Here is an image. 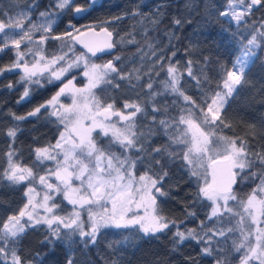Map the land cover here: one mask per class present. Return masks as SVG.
Segmentation results:
<instances>
[{
    "label": "trees",
    "instance_id": "16d2710c",
    "mask_svg": "<svg viewBox=\"0 0 264 264\" xmlns=\"http://www.w3.org/2000/svg\"><path fill=\"white\" fill-rule=\"evenodd\" d=\"M57 4L58 0H0V23L11 25L0 32V69L10 68L17 62V51L23 53L29 63L38 56L49 61L66 53L69 48L81 52L67 38H51L63 36L65 32L75 34L72 26L79 30L89 26L108 27L114 35L116 51L110 56L92 60L100 62L111 58L120 74H111L108 77L111 83L98 85L94 93L102 104L113 103L117 112L134 110L125 109V103L139 105L143 111L133 119V130L138 135L143 133L148 152L153 148L166 147L168 152L176 153L173 159L167 155L154 157L161 160L164 171L168 173L158 184L165 195L154 191L156 213L175 221L176 226L170 224L165 231L148 235L138 226H108L100 230L95 244L85 247L78 233L71 240L53 238V243H49L45 238L50 236L51 229L41 223L28 227L20 236L15 246L19 255L26 264H68L69 259L72 264H217L218 261L221 264H242L248 253L245 239L248 226L241 229L238 215L227 211L209 219L213 201L199 192L209 183L207 166L210 159H206L203 165L188 164L183 160V154L189 147L184 125L165 129L159 122L167 120L170 125L173 121L178 122L182 115L187 117L185 109L190 108L192 116L205 126L206 132L215 134L211 148L216 155L212 157L227 154L226 143L216 142L219 136L244 139L250 145L249 151L264 152V37L259 35L264 32L260 24L264 8H254L241 22H237L231 15H220L225 11L243 10V5L230 8L229 0H94V3L91 0H73L64 9L58 8ZM76 7L86 11L76 13ZM41 13L46 15L41 16ZM176 19L181 20L180 25L174 24ZM49 20L54 23L50 33L36 31L33 42L22 41L18 50L10 44L8 35L10 31L16 32V23L47 27ZM254 32L258 46L253 48L254 56L245 69L244 82L227 98L225 110L221 112L224 122L230 127L220 129L204 124L198 109L186 105L182 97L165 87L171 79L168 68H176L181 91L206 110L211 96L225 91V70L232 69ZM45 35L49 38L40 42L41 36ZM117 56L119 61L115 60ZM189 61L192 62V76L188 75ZM40 75L35 79L40 81L37 85L22 80L24 75L20 68L0 73V228L8 216L16 215L24 208L29 185L25 181L13 184L3 176L9 167L8 153L13 152V160L17 163L32 168L37 175L43 174L47 164L37 161L35 150L50 148L62 130L49 107L41 109L36 116H27L60 90V81L51 80L46 74ZM71 76L78 79V84L84 83L80 70L73 68L68 74ZM149 83L151 89L148 88ZM25 89H28L29 96L21 99ZM15 116H25L26 119L17 121ZM11 128L17 129L15 137L8 135ZM103 137L99 132L94 134V140L101 147L115 146L116 142L110 136ZM173 138L181 142L174 143ZM122 152L119 150L120 155ZM126 153L131 161L136 162L132 168L134 175L157 179V174H162L154 164L150 169L146 153L138 149H128ZM48 168L53 169V166ZM193 171L198 175L193 176ZM235 171L238 173L237 183L232 193L238 204L245 203L254 190L260 200L264 199V192L260 191L264 187L261 183L264 169L258 163L251 170ZM58 202L66 204L62 198ZM177 229L182 232L194 230L199 236H204L210 229L213 232L224 230L225 235H213L211 244L206 242V236L203 242L189 237L177 244L173 238ZM60 230L61 235L68 231ZM204 247H210L211 254H205L202 251ZM0 264H11V257H0Z\"/></svg>",
    "mask_w": 264,
    "mask_h": 264
},
{
    "label": "snow or ice",
    "instance_id": "6c2138e0",
    "mask_svg": "<svg viewBox=\"0 0 264 264\" xmlns=\"http://www.w3.org/2000/svg\"><path fill=\"white\" fill-rule=\"evenodd\" d=\"M73 0H58L57 7L64 9L66 6H70ZM94 3V0H91ZM238 5H243L242 11H231V12H221L220 15H231L237 22H241L246 14H250L252 10L256 7L264 8V0H229V7L236 8ZM86 9L82 7H76V13H83ZM22 15V14H21ZM45 13H41V16H45ZM119 19V18H117ZM53 21L49 20L47 22V27L44 25L36 26L33 25L29 29L43 31L48 34L52 30ZM175 25H180L181 20L176 19L174 21ZM261 27L264 28V18L260 21ZM16 28L23 29L21 23H16L14 25ZM6 27H11V25H5L0 23V32ZM74 31L80 33L79 29ZM104 31L109 37L112 33ZM84 33H80L79 36H73L71 32H65L63 36L51 37L54 40H63L67 38L73 43L79 40L80 43H84L81 37ZM260 36L264 37V32L259 33ZM49 38L47 35L41 36L40 42ZM27 39L29 42L32 41V36L29 33H25L21 40H13L12 44L18 50L20 48L21 41ZM89 53L95 55L99 48H94L93 46L84 43ZM257 45V36L255 32L252 34L251 39L247 41V44L243 46L242 54L237 57L231 70L226 71V78L223 80V89L225 91L215 92L211 96V103L207 105V109H203L196 103L191 96L186 95L180 89V79L176 75V68L169 67L168 74L171 77L169 81L166 82L165 87L170 89L171 92L177 93L183 98L186 105H190L192 108H196L200 111L203 116V123L211 127H218L220 129L229 128L230 125L224 122L221 112L225 110V105L227 104V98L232 96L233 92L236 90L238 85H242L244 82L245 69L248 66L249 60L254 56L253 48ZM105 47L111 49L114 47L112 43H106ZM2 50V49H0ZM72 49L69 48V51ZM175 53H173L174 55ZM23 55L17 51V62L13 63L10 68L0 69V73L4 71H11L12 68H19L21 65L19 63V58ZM67 60V53L64 55L55 57L50 63L55 64L58 61L64 62ZM116 61L120 60V57H115ZM83 62L86 68L84 76L88 78V84L84 88H75L73 80H68L59 92L47 101L46 104H41L36 107L33 111L27 113L28 117L36 116L40 113L41 109H45L47 106H56L58 98L65 94L70 93L73 95V104L70 107L65 108L63 105L59 107L62 111H55L52 115L59 117L62 123L68 122L71 127L68 128L67 135L61 133L60 140L57 141L54 146L63 153V163H58L56 170L53 172L50 170V176L54 175L59 181V185H54L48 183L49 177L40 176L39 180L42 185H46L47 189L51 190L53 193H62L64 198L68 200L73 206L79 205L81 208L87 206V211L89 214V229L86 231L84 228V222L80 218V212L74 211L69 217L62 218L53 215L51 218L48 216H41L37 218L34 216L35 209L37 205L33 204L31 193L34 189L29 188L28 203L25 204L24 208L19 211L16 215L8 216L7 220L3 223L2 228H0V257L7 259L11 257V264H26V262L19 255L16 244L19 238L24 234L28 227L38 226L41 223H46L51 229L50 236L45 239L49 243H53V238L71 240L73 236L77 233L81 238V242L87 247L89 244H95L97 242V235L100 233L102 228L108 226H114L116 228H129L130 226H138L139 230L145 235L156 234L165 231L169 228V225H175V221H170L167 217L159 215L156 213V198L152 195V189L161 196L165 195L161 191L158 184L162 183L165 177H167V171H164V165L161 163L160 159H154V157H162L167 155L169 159H173L176 156L174 152H168L166 147H157L151 149L149 153L143 142V133L137 134L133 131V119L137 113L142 112V108L136 104H124L125 109L132 108L133 111L125 115L122 112H113L114 104L108 103L107 105L102 104L92 93V90L98 85L104 83L109 84L111 81L108 79L111 74L115 73L119 75V71L113 61H108L103 65L88 64L87 58L84 55L76 57L67 63L66 67L60 69L59 72H52V77L56 80H60L65 73H70L73 68L79 67L80 63ZM189 63L188 75L192 76L191 61ZM49 69V64L41 66L39 62L33 64L31 68L24 66V76L21 77L29 83L39 84V80L33 81V77L37 74H42L44 71ZM122 79L124 77H121ZM51 82V80L49 81ZM200 82H197L199 86ZM12 87V85H8ZM118 87V86H117ZM148 88L151 89V83L148 84ZM29 96L28 89H25L21 99ZM86 101L83 104H78L76 97ZM91 101L88 103L87 101ZM154 111H159V109H154ZM188 115L181 116L179 121H173L170 125L167 120H160V125L165 129L169 127L183 124L186 126V132H191L192 142L194 143V149L189 148L187 152L183 154V160L187 161L188 164H192L191 159L193 151L199 153L201 156L206 154L212 146L213 134H208L202 130L200 124L195 123L192 118L191 109H185ZM117 115L120 120L126 121L127 126L124 129L116 128L112 126L108 121L110 116ZM74 117V119H73ZM15 120L22 121L26 119L25 116H15ZM88 121L86 125L84 122ZM100 129L104 136H111L125 149H138L139 152L146 153L149 160V167L154 166L161 169L162 174H157V179H153L149 176H140L138 183L141 185L140 188H133V177L130 169L134 167L135 161H131L128 158L121 160L119 156L115 155L110 151L108 147H98L97 143L93 139L92 133ZM17 133L16 128H11L8 131L10 137H15ZM224 141L226 143L225 152L226 155L222 156V160L226 166V171L228 179L226 182L220 184L206 185L201 188L199 192L209 200L213 201V208L211 211V217H216L221 212V201L223 202V208L228 212L232 210L227 208V203L229 200H235L236 197L232 193V184L235 183L237 172L233 169H239L243 171L244 169H249L256 165L257 163L264 169V152L249 151L250 145L244 139H230L227 137H216V142ZM174 143H180L178 138H173ZM37 161L42 160H56V156L50 154L49 148H37L35 150ZM13 153H8L9 156V167L3 173V176L13 184L20 183L21 181L29 180V178L34 179L33 171L31 168H20L18 165H14L11 162V157ZM80 157H83L81 159ZM255 157V160L252 158ZM212 159L211 156L208 157ZM87 160L88 163L84 161ZM142 162V161H141ZM221 161L213 160V166L220 163ZM71 169V170H70ZM193 176H197L198 172L193 171ZM73 178L80 180V187H73ZM262 185H264V177L261 179ZM62 186V187H61ZM261 192H264V187L260 188ZM139 195V201H136L135 197ZM145 195L147 196L148 207L152 209L151 214H146L144 216L132 213V204L135 203L137 208L144 206ZM52 199V196L45 194L43 197V203L39 205L45 209L46 213H52L53 209L57 206L53 202L51 206H48V201ZM110 201L111 209H104L101 213H93V205H102L103 202ZM257 205H259V212L261 216H264V199L257 201L255 190L251 196H249L246 204L244 205L245 211L251 216L253 222H257V217L255 212L257 211ZM31 206L32 211H29ZM189 215H194L189 213ZM27 217L26 221L22 222V218ZM55 224V227L53 225ZM68 231L61 235L60 226ZM231 231V229H229ZM213 235L224 236V230H216L213 232L211 229L204 233L207 237V243L211 244ZM204 236H199L194 230H187L186 232L177 231L173 234V238L177 244L183 243L187 238L193 237L198 238L200 241H204ZM247 239V237H245ZM257 246L249 247L248 253L242 264H249L250 260H259L260 264H264V230H258L256 236ZM239 251L240 248L238 247ZM202 251L205 254H211L210 247H204ZM68 264H72L71 259L68 260ZM221 264V262H217Z\"/></svg>",
    "mask_w": 264,
    "mask_h": 264
},
{
    "label": "rangeland",
    "instance_id": "374dc122",
    "mask_svg": "<svg viewBox=\"0 0 264 264\" xmlns=\"http://www.w3.org/2000/svg\"><path fill=\"white\" fill-rule=\"evenodd\" d=\"M21 24L23 25V29L22 30L20 28L14 27L16 29V32L15 33L13 31L9 32L8 37H9L10 44H12L13 40H21V37L25 33H29L32 36V40H33V38H34L33 36L35 35L36 31L32 30L31 32H29V29L32 28L33 24H28V23H25V22H21ZM53 24L54 23H52V26H53ZM36 26H40V24H37ZM72 32H74V30ZM22 41L24 43L28 42V40H25V39L22 40ZM22 41H21V43H23ZM66 53H67V60L64 61V62H59L58 61L55 64H51L50 63L54 58H52L49 61H45V59L41 58V56L36 57L33 60V62L29 63L26 60L25 55H24L19 60V63L21 65L19 68L21 69V71L23 72V75H24V66L25 65L28 66L29 68H31L32 65L36 64L37 62H39V64L41 66H43L45 64H49V69L44 71L42 74H46L47 76L50 77L51 80L60 81L61 82L60 88H62L64 86V84H66L68 82V80H73V84H74L75 88H84L88 84V78L86 76H84V72L86 71V68H85V65H84L83 62H81L79 67L76 68V69L81 71V77H82V79H84V83L82 85L78 84V82H77L78 79L75 76L68 77L69 73H65V75L62 76L60 78V80H56L55 78L52 77L51 74H52V72H59L61 68L67 66L68 62H70L71 60H74L76 57H79L81 55H84L87 58V61H88L89 65H91V64L103 65L106 62V61H100V62L94 61V60H92L93 58L90 57L89 55H87L84 51L77 52L76 50L75 51L67 50ZM64 54L65 53H63L61 55H64ZM61 55H59V56H61ZM40 77H41V75L37 74V76L33 77V81H35V79H39ZM94 90H95V88L92 90V93L98 99V97L94 93ZM76 99H77V103L78 104H83V103L86 102V101L80 99L78 96L76 97ZM87 102L91 103L90 100L87 101ZM72 104H73V95L70 94V93H65V94L61 95L58 98V101H57L55 107H53V106H47V107H49L52 112H55V111H62V109L59 107L60 105H63L65 108H67V107H70ZM112 111L113 112H117L114 109ZM124 114L127 115L128 113H124ZM55 117H56V119H58V121L60 122V124L62 126L61 133H65L67 135L68 128L71 127V124L68 123V122L62 123L61 120L59 119V117H57V116H55ZM192 118L194 119L195 123L200 124V127L202 128V130L206 132L205 126H203L193 116H192ZM73 119H74V117H73ZM108 122L112 126H115L116 128H119V129H124L127 126V123H128L126 121L120 120L119 116H117V115H113V118L111 120H109ZM84 123L87 125L89 122L85 121ZM132 123H133V121H132ZM184 127H185V131H184V134H185V132L187 130H186V126L185 125H184ZM96 132L101 133L102 137L104 136L100 129H96L92 133L93 139H94V134ZM61 133L59 134V137H58L57 141L60 140ZM108 136H110L115 141V139L111 136V133H109ZM185 136L187 138V142H188V146H189L188 149L189 148H193L194 149L195 146H194V143L192 142L191 132H187V134ZM57 141H56V143H57ZM56 143L49 148L50 154L56 156V160H42V161H40V162H42L44 164H47V166H45L46 171L43 174H38L37 175L34 172V170L31 168L32 171H33L34 179L33 178H29V180H25V182L29 183L28 188L26 190V193H28V189L29 188L34 189V191L30 194L31 198H32V201H33V204L37 205V207L35 209V212H34V216H36L37 218H39L41 216H48V218H51L53 215H55V216H59V217H62V218H67L74 211H79L80 212V218L84 222V228L87 231L89 229V214H88V211H87V206H85V208H81L79 205L73 206L68 200H66L64 198L62 193H53L51 190L47 189L46 185H42L40 183V180H39L40 176H45V177H49L48 183H51V184H54V185H59V181L56 179V177L54 175L50 176V170L54 172L56 170V168H57L58 163L62 164L63 163V159H64L63 153L59 149H56L54 147L56 145ZM97 146L101 147L98 143H97ZM119 150L120 151H124V152H122V154L120 155L119 154ZM126 150H128V149L123 148L118 142H116L115 146H112V148H110V151L112 153H114L115 155L119 156L121 160H124L125 158L129 159V157L127 156ZM212 155H216V153L214 152V149H212V148L206 154H204L203 156H201L199 153H196L195 151H193L191 159L193 160V162L195 164H199L200 163V164L203 165L205 163L206 159H209L208 157L209 156L212 157ZM217 155H221V154H217ZM80 158L83 159V157H80ZM11 162L14 165H18L20 168H30L28 166H25V165L17 163L16 161L13 160V157H11ZM84 162L88 163L87 160H85ZM48 166H53V169H49ZM195 167L199 168V166H195ZM132 168L130 169V172H131L132 177H133V188L137 189V188L141 187V185L138 183L140 176L138 177V176L134 175V172H133ZM207 169H208L209 181H210L208 183V185H211V172L209 170V167H207ZM144 176H148V175H144ZM72 185H73V187H80L81 182H80V180L73 178ZM154 191L155 190L152 189V195L153 196H154ZM46 193L52 196V199L48 201V206H51L53 202L57 206L55 209H53L52 213H46L44 208L39 207V205L43 203V197L45 196ZM26 197H27V203H28L29 195H26ZM61 198L66 204H64V205H60L59 204L58 201ZM135 199H136V201H139L140 196L137 195L135 197ZM247 200L245 201V203L243 202V203H240V204H238L237 198L235 200H229L228 203H227V208H230L232 210L231 213H234V214L238 215V217L240 218L239 220H240L241 229H244V228H246L248 226L247 227L248 228V232H247L248 245L246 246V249L248 250L249 247H256L257 246L256 236L258 234V230H264V219H262V217L260 215V212L258 210L259 209V205H257V211L255 212V215L257 217V222H253L252 221L251 216H249V214L245 211V207H244V205L246 204ZM259 200L260 199L257 197V201H259ZM66 206L68 208H66ZM131 207H132V213H135V214L140 215V216H144L146 214H151V212H152V209L150 207H148L147 196L146 195H145V204H144V206H142L140 208H137L136 204L133 203ZM104 209H109V210L111 209V202L110 201H105V202L102 203V205H93L92 206V212L93 213H101V212L104 211ZM28 210L32 211L31 206L29 207ZM221 211H227L225 208H223V202L222 201H221ZM27 219H28L27 217L22 218V222L26 221ZM53 226H55V224ZM60 228H63V226L61 225ZM249 262H254V263L256 262V263L260 264L259 260H250Z\"/></svg>",
    "mask_w": 264,
    "mask_h": 264
},
{
    "label": "water",
    "instance_id": "95a60500",
    "mask_svg": "<svg viewBox=\"0 0 264 264\" xmlns=\"http://www.w3.org/2000/svg\"><path fill=\"white\" fill-rule=\"evenodd\" d=\"M104 29H106L107 32L112 33V31L106 26H103L100 28L91 26V27H87L84 30L80 31V33H84V35L81 37L84 43H87L93 46L94 48L101 49L100 51H97L95 55H92V53H89L87 48L84 46V43H80L79 40L75 42L74 44L78 48L84 49L85 52L92 57L100 58V57L112 55L116 51V47L114 44V35L112 33L111 37H109L107 33L104 31ZM80 33H76L73 36H79ZM106 43H112L114 47L111 49H108L105 47ZM110 60L113 61L112 59H109L108 61ZM111 117L112 116H110V118ZM213 160L221 161V162L213 166ZM208 167L211 172V185L220 184V183L227 181L228 175H227L226 166L222 160V157H215L211 159ZM233 171L236 172L235 169H233ZM236 183H237V176H236L235 183L232 184V191L234 190Z\"/></svg>",
    "mask_w": 264,
    "mask_h": 264
}]
</instances>
